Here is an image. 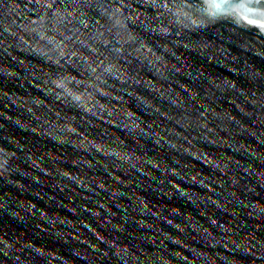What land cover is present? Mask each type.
Instances as JSON below:
<instances>
[{
	"label": "water",
	"instance_id": "95a60500",
	"mask_svg": "<svg viewBox=\"0 0 264 264\" xmlns=\"http://www.w3.org/2000/svg\"><path fill=\"white\" fill-rule=\"evenodd\" d=\"M202 3L0 0V264H264V31Z\"/></svg>",
	"mask_w": 264,
	"mask_h": 264
},
{
	"label": "snow or ice",
	"instance_id": "6c2138e0",
	"mask_svg": "<svg viewBox=\"0 0 264 264\" xmlns=\"http://www.w3.org/2000/svg\"><path fill=\"white\" fill-rule=\"evenodd\" d=\"M187 6L192 7L191 4ZM199 10L210 18L234 16L264 31V0H203Z\"/></svg>",
	"mask_w": 264,
	"mask_h": 264
}]
</instances>
